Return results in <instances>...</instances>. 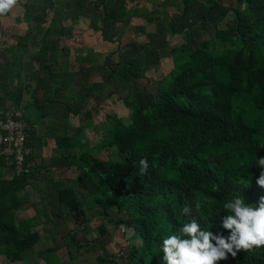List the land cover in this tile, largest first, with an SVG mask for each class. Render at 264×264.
I'll use <instances>...</instances> for the list:
<instances>
[{"label": "trees", "instance_id": "obj_1", "mask_svg": "<svg viewBox=\"0 0 264 264\" xmlns=\"http://www.w3.org/2000/svg\"><path fill=\"white\" fill-rule=\"evenodd\" d=\"M85 2L75 0L79 11ZM169 2L162 0L160 8ZM94 5L103 7L105 19L118 22L139 15L153 23L154 29L139 28L147 42L130 43L136 55L106 66L102 81L90 83L80 98L69 91L72 76L51 73L47 81L52 91L42 103L65 118L70 113L80 116L72 134L54 135L55 146L62 151V166L74 164L78 170L88 166L87 172H79L77 181L90 178L96 191L110 190L106 197L96 195L93 203L103 212L114 209L119 216L115 224L131 232L128 239L133 243L119 257L129 264H166L162 242L171 235L188 238L182 233L184 224L195 219L201 230L227 237L230 232L221 223L233 213L224 205L239 196L246 205L258 207L264 196V188L256 183L262 171L258 160L264 158V0H182L179 16L168 21L163 19L164 11L155 7L125 9L115 0H94ZM229 14L232 17L227 20ZM177 33L185 40L196 39L199 45L189 49L182 43L172 48L173 67L151 86L141 85L145 72L159 67V50L167 47V36ZM40 65L46 68L44 58ZM93 90L97 103L116 96L128 115L108 112L100 126L93 125L81 100ZM5 100L0 97V110H5ZM87 128L101 130L90 150L98 154L115 148L119 158L98 159L92 151L85 155L90 150L81 149L91 141L85 137ZM26 144L33 151L28 136ZM141 159L149 165L143 175ZM4 167L0 158V256L14 263L39 239L33 227L41 220L33 216L15 221L17 210L32 206L25 192L32 171L5 178ZM89 173L94 175L89 177ZM53 197L54 202L41 205L40 211L45 215L48 208L57 217V227L60 222L72 225L62 236L70 258L72 249L97 250L99 244L112 241L105 222L97 225L96 236L87 238L86 229L95 217L88 218L87 204L78 199L74 186L53 187ZM186 205L191 206V215L182 213ZM59 246L37 256L54 264ZM115 262V255L95 256L96 264ZM219 264H264V246L241 250Z\"/></svg>", "mask_w": 264, "mask_h": 264}, {"label": "crops", "instance_id": "obj_2", "mask_svg": "<svg viewBox=\"0 0 264 264\" xmlns=\"http://www.w3.org/2000/svg\"><path fill=\"white\" fill-rule=\"evenodd\" d=\"M105 1L110 2V0ZM115 1L125 9L133 7H137V9L144 7L149 10H153L155 7L158 11L162 9L165 13L163 16L165 21L177 18L182 10V0H169L171 2L162 8L159 4L162 0ZM153 1H156L157 5ZM19 2L10 12L0 15V97L6 99L3 102L5 110L0 111L21 112L33 149L31 164L29 163L32 174L25 187L32 206L17 210L14 214L15 221L37 216L41 221L35 226L43 223V227L47 231L50 226L44 224L45 217L49 219L45 223L52 222L51 225H55L57 217L48 208L45 209V216L40 211L41 205H48L50 201L54 202L53 187L58 186V184L53 185L55 182L77 181L79 174L76 165H61L59 157H61L62 151L56 148L54 135L72 134L81 122L79 115L70 113L65 118L64 114L56 109L45 112L47 116L43 117V109L47 110L45 109L47 106H43L42 101L52 91V83L47 81L48 76L51 73H68L72 76L69 81V91L75 93L76 98H80L85 89L90 88V83L102 81V72L105 71L106 66L119 60L133 58L136 52L130 43L143 44L147 42L144 31L139 28L151 32L154 25L146 22L145 18L139 15L130 16L127 20L124 17L118 22L105 19L103 7L94 5V0H86L80 11L75 5V0H19ZM182 43H185L189 49L199 45L196 39L187 38L185 40L182 34L168 35L167 47L159 50L161 59L159 67L148 69L144 74L145 77L157 79L167 73L173 67L171 49ZM43 49H46V52H43ZM40 58L46 60L45 69L40 65ZM102 87L103 91L106 90L105 82ZM67 97L69 99V95ZM110 99L111 97L97 103L96 90H93L85 99H81L84 102L82 110L91 113L93 125L100 126L105 121L106 102H111ZM29 105H33L40 111L39 118L36 117L33 122L24 116V109ZM90 133L93 135L89 136ZM100 135L101 130L94 128L85 130V137L90 140L99 138ZM44 139L47 142L41 147V151H35L36 143H40L39 140ZM79 152L77 151L76 154ZM2 175L5 178H10L13 173L4 167ZM46 180H49L50 184L45 182ZM88 186L94 187L90 193L96 192V185L92 179L87 178L83 182L77 181L74 189L78 199L83 200V198L89 197V194L84 195L87 192L85 188ZM84 189L85 192H83ZM29 209H33V211L30 212ZM22 214L24 215L22 216ZM107 231L109 230L107 229ZM38 232L37 242L40 240L41 233L39 230ZM62 233L60 227L50 234L47 233L52 236L53 240H50L52 244H48L44 238V247L47 249L60 245L58 251L63 247L66 250L62 239L58 241L55 237L56 235H60V237L65 235ZM92 234V237L96 236L95 233ZM85 235L88 239L92 238L88 235V230ZM100 245L104 244H99L97 250H91L100 252ZM41 251L43 250L41 249ZM26 258L23 261L22 256L20 264H49L39 258L36 262L33 257ZM58 258L59 263L63 264L59 255ZM94 264H96L95 258Z\"/></svg>", "mask_w": 264, "mask_h": 264}, {"label": "clouds", "instance_id": "obj_3", "mask_svg": "<svg viewBox=\"0 0 264 264\" xmlns=\"http://www.w3.org/2000/svg\"><path fill=\"white\" fill-rule=\"evenodd\" d=\"M19 0H0V15L7 14ZM262 169L256 183L264 188V158H259ZM146 159L140 160V173L148 170ZM197 209L200 205L197 203ZM231 215L222 219L221 227L229 230L230 235L214 234L201 230L199 223L192 219L182 227V233L188 238L171 235L162 242L163 261L166 264H219L229 256L235 258L241 250L264 246V196L259 199L258 207H251L239 196L224 205ZM182 213L191 215V206H184Z\"/></svg>", "mask_w": 264, "mask_h": 264}, {"label": "rangeland", "instance_id": "obj_4", "mask_svg": "<svg viewBox=\"0 0 264 264\" xmlns=\"http://www.w3.org/2000/svg\"><path fill=\"white\" fill-rule=\"evenodd\" d=\"M231 17H232V14H229L226 17V19L228 20ZM220 24L222 25V23H220ZM162 71H165V69H162ZM154 79L146 78L145 75H144V77H142L140 79L139 83L141 85L151 86L152 82L154 81ZM115 97L116 96L111 97V99H110L111 102H106L105 112L106 113L115 112L120 117H126L128 115V110L122 104V102L120 100H117ZM45 109H47V111H50V109H48V108H45ZM39 114H40V111L35 109L33 105H29V107H26L24 109V116L27 117L31 122L35 121L36 117L39 118ZM88 135L91 136L93 134L90 133ZM97 139H98L97 137L94 138V139H91V141L88 143L87 148H85V146H84V148H82L81 150L82 151H86V152L89 151L91 148L89 149L88 147H90L92 142L97 141ZM39 142L40 143H36L37 145L34 148L35 151H41V147L47 142V140L46 139H44L42 141L39 140ZM91 151H92V153L94 155L97 153V152H94V151H97L96 149H94V150H90L89 152L84 153V154L85 155H89ZM103 152H105V154H103ZM98 154H96V156H95L98 159L116 160V159L119 158V154H118V152L116 151L115 148L109 149L108 151H101ZM61 161H63V160H60V162ZM87 170H88V166L84 165V167L80 168L78 172L83 171L85 173V172H87ZM74 171H76V170H74ZM93 175H94L93 173H89L88 174L89 177L90 176L92 177ZM45 182L49 183V180L48 181L46 180ZM61 183L64 184V181L63 182L61 181L59 183L55 182L53 185L55 186V185H57V184L59 185ZM65 184L70 185V186H75L77 184V181L74 180V181H70V182L65 183ZM85 189L87 190V192H85ZM85 189L83 191V192H85L84 195H88L89 194L88 195L89 197L83 198V200H81V201H84L87 204L86 206L88 208V211H87L88 218H91L92 215H94V217H95L93 220L90 221L89 227L86 229V230H88V235L90 237H92V235H93L92 233L97 234L96 233L97 232V225L99 224L100 221L101 222H105L107 224L106 227L111 232L113 238H112V241L108 245H100L101 254L104 255L105 257H111L112 255H115V259H116V263L117 264H129L126 261V259L120 258L119 255H121L122 250L124 248H126L129 244L133 243L132 241H130L128 239V237L130 236L131 232L129 230H126L122 225L115 224V220H117V218L119 216L114 211V209H109L107 212H103L102 210L97 208L95 206V204L93 203L94 197L96 195H98L99 197H106V196L110 195V190L102 187V189H100V191H96L94 193H90V192H92V190H94L93 186H92V188H90V186H88ZM81 196H83V194H81ZM89 208H90V210H89ZM37 209H38V206H37ZM29 211L32 212L33 209L32 210L29 209ZM24 214H25V212H24ZM24 214H22V216ZM41 216H43V215H41ZM45 222H47V220H45ZM45 222H44L45 225L50 226V229H48L47 231H45V229L43 227V223L38 225V226H34L33 227V228L38 229L41 232L40 233V240L38 242H36L33 245V247L30 248L29 250L23 251V254H22L23 261H24V259L26 257L30 256V257H33V259L36 262L38 260V258H39L37 256V253L40 252L41 249L42 250L46 249L44 247V244H43V241L45 239H46L48 244H52V242H51L53 240L52 236L47 235V233L50 234V232L51 233L54 232L56 229H59V227H57L55 225H51L52 222H48L49 224H46ZM59 224H60V229L63 231L62 234H64L66 232L65 231L66 229L71 228V226H72L70 223L68 224V222L65 223L64 225L61 222ZM62 234H61V236H62ZM55 237H56V239H58V241L63 238V237H60V235H56ZM70 248H72V246ZM71 252L74 255L73 259L68 257L64 247L62 249H60L58 251V254L56 256H54L55 257V261H56V262H54V264H60L59 263V259H58V255L60 256L63 264H94V258L97 255V251H92V250L88 251V252H84V251L80 250V252H79V251H75V249H72ZM100 252H98V253H100ZM20 262L21 261L12 263V262H9L6 258L0 256V264H20Z\"/></svg>", "mask_w": 264, "mask_h": 264}, {"label": "built area", "instance_id": "obj_5", "mask_svg": "<svg viewBox=\"0 0 264 264\" xmlns=\"http://www.w3.org/2000/svg\"><path fill=\"white\" fill-rule=\"evenodd\" d=\"M26 125L20 111H0V158L15 175L28 174L27 158L32 153L27 143Z\"/></svg>", "mask_w": 264, "mask_h": 264}]
</instances>
